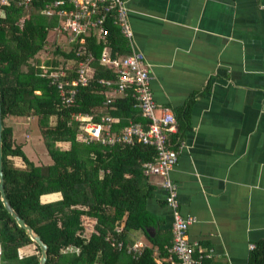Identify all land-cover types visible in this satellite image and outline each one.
<instances>
[{
  "label": "trees",
  "instance_id": "obj_1",
  "mask_svg": "<svg viewBox=\"0 0 264 264\" xmlns=\"http://www.w3.org/2000/svg\"><path fill=\"white\" fill-rule=\"evenodd\" d=\"M56 0H33L29 9L17 0H0V84L3 117V172L7 199L12 207L48 246L47 264H158L154 247H145L134 258L127 249L138 241V234L159 248L163 245L147 232L155 227L148 200L155 187L144 164L156 159L154 147L103 145L84 140L77 114H90L101 122L109 115L117 119L113 131L122 132L130 122L148 128L132 94L116 96L109 106L114 86L101 80H116L112 66L102 62L108 49L112 58L132 52L130 41L122 34L111 15L109 35L97 32L73 38L58 16H46L43 9ZM62 35V44L51 43L50 34ZM85 42L82 43L81 40ZM47 59L43 60V56ZM89 61L90 79L86 86L74 85L79 79L80 63ZM63 82L73 103L63 100L58 83ZM33 123L27 130L43 141L51 162L38 163L27 155V139L17 134L15 120ZM29 121V122H30ZM25 131V130H24ZM180 135L169 139L179 142ZM68 146H65V145ZM177 147V146H176ZM61 194L58 200L49 196ZM92 222L86 232L84 221ZM122 229L120 232L117 229ZM109 239V240H108ZM124 243L120 249L118 243ZM35 245L36 252L23 249ZM169 247L166 255L171 257ZM263 250H256L251 264H264ZM0 264H40V247L29 233L19 227L5 209L0 195Z\"/></svg>",
  "mask_w": 264,
  "mask_h": 264
},
{
  "label": "crops",
  "instance_id": "obj_2",
  "mask_svg": "<svg viewBox=\"0 0 264 264\" xmlns=\"http://www.w3.org/2000/svg\"><path fill=\"white\" fill-rule=\"evenodd\" d=\"M127 7L155 101L177 118L170 177L182 213L196 219L189 241L209 256L204 264H251L264 245V0H128ZM20 121L25 138L33 120ZM150 182L156 223L147 232L164 249L142 233L138 241L154 247L158 264H174L165 252L172 211L162 178ZM92 226L84 221L87 233Z\"/></svg>",
  "mask_w": 264,
  "mask_h": 264
},
{
  "label": "built area",
  "instance_id": "obj_3",
  "mask_svg": "<svg viewBox=\"0 0 264 264\" xmlns=\"http://www.w3.org/2000/svg\"><path fill=\"white\" fill-rule=\"evenodd\" d=\"M9 1L1 0V4H8ZM127 1L56 0L45 5L43 14L58 16L73 38L89 35L91 32H97L100 38L107 37L109 35L107 22L111 15L115 16L114 23L120 27L122 34L130 41L132 52L118 58H112L108 49L103 53L102 62L112 66L117 75L114 81L101 80V84L108 87L114 86L105 106L112 103L113 99L110 97H126L128 94H132L143 117L149 121V126L144 128L142 123L130 122L122 132L117 133L113 131L112 127L117 119L109 115L102 117L101 122L93 121V116L90 114H77L74 118L82 124L83 137L88 143L99 141L103 145L114 146L118 144L133 145L139 142L155 148L156 159L145 163L144 168L146 174L162 178L161 186L166 191V204L172 211L173 239L171 247H169L170 258L174 264H204V260L209 256L202 251L197 252L196 246L188 238L189 228L196 219L182 213L178 185L170 177V172L179 158L178 149H173L169 145V135L176 129L177 118L170 109H160L155 101L151 87L152 76L145 55L135 50L133 46L134 32L129 20ZM32 2L33 0H17V4L25 9H29ZM81 42L84 43L85 40L82 39ZM90 74L89 61L81 62L79 79L74 85L86 86ZM58 88L64 101L74 102L76 90L68 95L63 82L58 83ZM159 110L161 111L160 116L157 115ZM121 230V228L117 229L118 232ZM118 247L124 248V243L119 242ZM144 249L145 245L136 243L129 246L127 252L137 258L142 255Z\"/></svg>",
  "mask_w": 264,
  "mask_h": 264
},
{
  "label": "water",
  "instance_id": "obj_4",
  "mask_svg": "<svg viewBox=\"0 0 264 264\" xmlns=\"http://www.w3.org/2000/svg\"><path fill=\"white\" fill-rule=\"evenodd\" d=\"M0 195L1 200L5 209L8 213L16 220L19 227L25 229L31 239L40 247L41 258L40 264H47L48 260V246L43 242L41 237L37 235L31 226H29L23 218L15 211V209L10 204L6 196L5 184H4V172H3V117H2V105H1V84H0Z\"/></svg>",
  "mask_w": 264,
  "mask_h": 264
},
{
  "label": "rangeland",
  "instance_id": "obj_5",
  "mask_svg": "<svg viewBox=\"0 0 264 264\" xmlns=\"http://www.w3.org/2000/svg\"><path fill=\"white\" fill-rule=\"evenodd\" d=\"M50 42L51 43H57L62 44L64 42L62 35H60L57 31H54L50 34ZM65 43V42H64ZM47 59V56H43V60ZM28 131V130H27ZM26 131V132H27ZM28 131L25 135L24 139H27V146L25 148V151L28 156H30L34 161L38 163H49L51 162L50 157L48 156L46 147L42 141V139L33 132ZM23 252L25 254H33L36 252V246L31 245L23 249ZM1 253V248H0Z\"/></svg>",
  "mask_w": 264,
  "mask_h": 264
}]
</instances>
